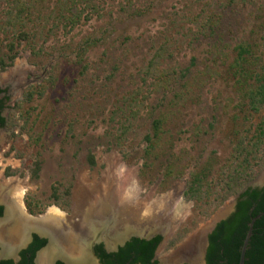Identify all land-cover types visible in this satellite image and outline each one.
<instances>
[{
  "label": "rangeland",
  "instance_id": "rangeland-1",
  "mask_svg": "<svg viewBox=\"0 0 264 264\" xmlns=\"http://www.w3.org/2000/svg\"><path fill=\"white\" fill-rule=\"evenodd\" d=\"M243 43L248 83L264 84V0H0V57L15 55L0 69L2 181L26 186V211H44L33 216L72 213L109 181L136 186L140 200L183 208L159 255L175 252L239 195L218 203L215 177L194 197L193 174L225 165L264 120L235 76ZM260 156L242 191L264 175Z\"/></svg>",
  "mask_w": 264,
  "mask_h": 264
},
{
  "label": "trees",
  "instance_id": "trees-1",
  "mask_svg": "<svg viewBox=\"0 0 264 264\" xmlns=\"http://www.w3.org/2000/svg\"><path fill=\"white\" fill-rule=\"evenodd\" d=\"M236 51L238 54L234 68H236L237 83L241 85L242 89L248 84L245 89L251 99L253 110L257 112L264 106V84L253 86L248 83L253 79V76L250 75V69H246L248 59L253 55L252 46L247 43L239 44ZM14 58L15 55L10 56L7 59L8 63L13 61ZM8 63H5V59L0 57L1 70H4ZM254 77L255 82L263 80L261 75H255ZM3 108L4 103L0 99V110ZM6 124V118L0 114V128L5 127ZM162 124L163 121L160 119L154 121L153 130L156 138H160ZM147 140L152 149V138L148 136ZM149 152L150 150L147 151V153ZM262 154H264V120L258 125L255 133L248 132L236 138V141L232 144L231 155L225 165L217 167L214 163L208 162L201 171L193 174V181L188 193L194 197H198L197 194L201 192L204 185L211 189L215 177L221 179L223 188H226H224V194L218 198V203H223L230 195L241 194L236 212L227 220L221 221L209 236L207 264H239L242 246L249 231L250 222L264 212V188H248L244 193L242 191V188L253 178V175L261 166L259 160H261L260 155ZM92 162L94 163V160ZM53 198L55 202L58 200L56 195ZM26 205L28 211L33 215L44 212L43 210H37V207H33L30 201ZM3 211V206H0V217L3 215ZM161 241V236L149 241L133 238L124 247H121L117 253L107 254L103 249V245H99L96 250L106 264H126L129 260H131L130 264H157L156 261H152ZM46 245V239L34 235L33 243L21 252L19 262L9 259L0 260V264H35L34 260L37 252ZM58 264L65 263L58 262ZM245 264H264V215L254 223Z\"/></svg>",
  "mask_w": 264,
  "mask_h": 264
},
{
  "label": "bare ground",
  "instance_id": "bare-ground-1",
  "mask_svg": "<svg viewBox=\"0 0 264 264\" xmlns=\"http://www.w3.org/2000/svg\"><path fill=\"white\" fill-rule=\"evenodd\" d=\"M6 79L11 80L10 75L4 80ZM263 179L264 175L260 180ZM21 184L16 179L2 181L0 173V200L7 205L6 217L0 222V239L15 244L22 240L27 230L33 229L39 233L49 230L52 244L39 254L38 264H51L56 257L64 259L69 264H93L92 258L88 256L87 247L90 240H94L99 234L107 239L109 244H112L111 242L118 239L117 233L121 231L123 224H130L129 221L136 223V226L144 223L152 224L155 229L168 231V227H164L165 221L172 218L173 222H181L185 217L180 205H176L175 208L166 201L140 200L135 195L136 186L127 183L116 185L109 181L100 192L93 194L92 198H87L84 202L77 204L71 220H68L65 213L57 207H51L43 219L32 220L22 214V211H25L23 199L27 188ZM229 210L230 206H226L221 214ZM135 225L130 227L136 228ZM199 238L200 234L196 235L195 240L193 239L194 241L189 245L192 251L189 256L193 259H198L200 255L201 241ZM7 246L10 248L11 245ZM181 256L180 252L171 257H162L164 258L162 262L173 264V261Z\"/></svg>",
  "mask_w": 264,
  "mask_h": 264
},
{
  "label": "water",
  "instance_id": "water-1",
  "mask_svg": "<svg viewBox=\"0 0 264 264\" xmlns=\"http://www.w3.org/2000/svg\"><path fill=\"white\" fill-rule=\"evenodd\" d=\"M263 173H264V171H263ZM259 181L257 180V181L252 182L243 191V193L248 188H252V189L257 188V187L258 188H263L264 185L260 184ZM240 200H241V194L232 197L226 204H224V206L222 208H220V210L217 213H215V215L212 217L211 221L205 226L203 231H201V232L195 234L193 237H191L190 241L186 245H184L181 250H179L181 252L182 256L179 259H175L173 261V264H183V263L207 264L206 256H207V250H208V247H209V244H210L209 235L213 232V230L217 227V225L221 221L227 220L234 212H236V208H237V205H238ZM0 206L4 207L3 215L0 217V222H1L6 217L7 205H6V203H4L3 201L0 200ZM226 206H230V210L227 213H225V214H221L222 209H224ZM22 214L25 217L30 218L32 220H41L47 215V213H46V214L40 215V216H33V215H30L26 211V208H25L24 212L22 211ZM73 215H74V211L72 213H69V214L65 213V216H66V218L68 220H71L73 218ZM263 215H264V212L259 214L257 217L253 218L252 221L250 222L249 231L247 233V236H246V238L244 240V243H243V246H242L239 264H245L246 252L248 250L249 242H250L251 236L253 234L254 223H255V221L258 218L262 217ZM160 232H162V231L159 230V229H155L154 228L152 230H145L144 233H136L135 232V233L125 234V236L120 238V240H117L116 246L118 244H121V245L125 244L132 237L140 236V237H145L147 239H151V238L155 237L157 234H159ZM34 233H37L41 237L46 238L48 240L47 245L37 252V257H36V260H35V262L37 264L38 258H39V254L44 252L46 249H48V247L52 244L51 233L49 232V230H44L42 233H39L38 231L33 230V229L27 230L26 232H24V236H23L22 240L19 243H15V244L10 243V242L7 243V242H4V241H2L0 239V259H13V260H15L17 262L19 260V256H20L21 250L28 247V245L30 244V242L32 240V234H34ZM172 233L173 232H171V230L168 233H164V241L160 245V247L158 249V252L160 251V249H163V247L168 243ZM199 234H200V238L199 239L201 241V245H200V249H199V254L200 255H199L198 259H193L191 256H189V255L192 254V251L189 249V245L193 241L194 237L196 235H199ZM98 241H99L98 238L94 239V240L91 239L90 243L88 244V247H87L88 256L91 257V258L94 257V244L96 242H98ZM8 244L11 245L10 248H8L9 247V246H7ZM171 256H173V255H171V254L168 255V257H171ZM58 259H61V258H58V257L54 258L52 260L51 264H55V261L58 260ZM158 259L160 260V264H163L162 260L164 258L162 259V258L158 257ZM62 260L67 263V261H65L64 259H62Z\"/></svg>",
  "mask_w": 264,
  "mask_h": 264
},
{
  "label": "flooded vegetation",
  "instance_id": "flooded-vegetation-1",
  "mask_svg": "<svg viewBox=\"0 0 264 264\" xmlns=\"http://www.w3.org/2000/svg\"><path fill=\"white\" fill-rule=\"evenodd\" d=\"M6 91H4V90H0V99H2L3 100V103H4V108L2 109V110H0V114L2 115V116H4L5 118H6V121H8V118H7V116H6V110H7V104H8V96H6L5 93ZM4 128V127H3ZM3 128H0V131L3 129ZM258 188V187H257ZM264 188V187H263ZM254 189H256V188H254ZM259 189H262V188H259ZM24 203V202H23ZM25 205V204H24ZM4 208V207H3ZM50 209V208H49ZM48 209V210H49ZM48 210H47V212L46 213H48ZM4 212V211H3ZM169 221H165L164 222V227H168L167 229H168V231L167 230H161L162 232H160L159 234H157L155 237H153V238H151V239H147V238H145V237H140V236H137V237H132L129 241H131L133 238H140V239H143V240H147V241H149V240H153V239H155L156 237H158V236H161L162 237V241H161V243L159 244V246L157 247V250H156V252H155V257H154V259H153V261L152 262H157V264H160V260L158 259V257H160V255H159V252H158V249H159V247H160V245L163 243V241H164V233H168L170 230H171V224H173V223H175V222H173L172 221V218L171 219H168ZM172 223H171V222ZM179 222V221H178ZM182 222V221H181ZM129 223L130 224H128V223H125V224H123V227H121V231L119 232V233H117V237H118V239L117 240H120V238H122L123 236H125V234H129L130 232H140V231H142V230H150V229H154L155 228V226L154 225H147V224H141L140 226H136L135 224L136 223H134V222H130L129 221ZM168 223V224H167ZM170 224V225H169ZM136 226V228H134V227H130V226ZM93 226H95V225H93ZM142 226H145L146 228H142ZM138 227H140V228H142V230L140 229V228H138ZM132 229V230H131ZM215 230V229H214ZM213 230V231H214ZM124 231V232H123ZM128 231V232H127ZM144 233V232H143ZM34 235H37V236H39V237H41L39 234H37V233H34V234H32V240H31V242H30V244L28 245V247L33 243V241H34ZM210 236V235H209ZM41 238H43V237H41ZM99 239V241L98 242H96L95 244H94V257L92 258V263L93 264H106L104 261H103V259L101 258V256L97 253V247L99 246V245H103V249L105 250V252L107 253V254H113V253H117L118 251H119V249L121 248V247H124L129 241H127L125 244H123V245H121V244H118L117 246H116V244H117V240L115 241V242H111L112 244H109L108 243V241H107V239H105L103 236H101V234H99V236H97V237H95L94 239ZM44 239H46V238H44ZM47 240V239H46ZM47 242H48V240H47ZM27 247V248H28ZM27 248H24V249H22L21 250V252L23 251V250H25V249H27ZM182 249V247H180L179 249H175L176 251L175 252H172L171 253V255H174V254H177V253H179L180 251L179 250H181ZM21 252H20V254H21ZM170 255V254H169ZM36 257H37V254H36ZM36 257H35V260H36ZM163 256H161V258H162ZM164 257H168V255L167 256H164ZM207 257V256H206ZM20 259H21V256H19V260L17 261V262H19L20 261ZM0 260H9V259H0ZM13 260V259H12ZM35 260H34V263L36 264V262H35ZM15 261V260H14ZM130 261L131 260H129L126 264H130ZM207 261V260H206ZM58 262H63V263H65V264H67L66 262H64L63 260H62V258L61 259H58V260H56L55 261V264H58ZM37 264H38V262H37ZM69 264V263H68ZM135 264H140V263H135ZM183 264H191V263H183Z\"/></svg>",
  "mask_w": 264,
  "mask_h": 264
}]
</instances>
